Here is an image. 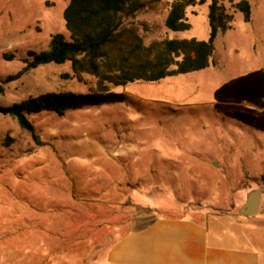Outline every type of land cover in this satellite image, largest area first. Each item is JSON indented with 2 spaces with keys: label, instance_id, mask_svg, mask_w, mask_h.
Instances as JSON below:
<instances>
[{
  "label": "rangeland",
  "instance_id": "1",
  "mask_svg": "<svg viewBox=\"0 0 264 264\" xmlns=\"http://www.w3.org/2000/svg\"><path fill=\"white\" fill-rule=\"evenodd\" d=\"M68 1L0 0V106L94 86L92 76L72 75L69 62L4 81L28 50L47 48L57 32L68 38ZM169 1L127 21L147 23L145 42L207 38L210 0L189 7L190 28L178 32L164 24ZM218 1L231 27L216 36L214 65L110 86L124 102L28 114L39 141L0 114V264H104L118 236L154 217H239L255 188L261 201L250 218L264 219V0H249L248 22L239 0Z\"/></svg>",
  "mask_w": 264,
  "mask_h": 264
},
{
  "label": "trees",
  "instance_id": "2",
  "mask_svg": "<svg viewBox=\"0 0 264 264\" xmlns=\"http://www.w3.org/2000/svg\"><path fill=\"white\" fill-rule=\"evenodd\" d=\"M159 1L69 0L63 10L68 38L57 32L51 35L47 48L28 50L23 67L4 81L15 80L41 65L69 62L72 75H90L95 79L94 86L87 92L59 90L30 95L11 105L0 106V114L14 117L39 141L28 114L49 111L63 115L68 110L124 102L126 95L111 90L110 86L134 81L155 82L214 65L216 36L219 31L231 27V15L224 6L218 0H210L207 11L209 32L205 39L164 37L145 42L140 29H147V23L135 24L127 20ZM205 1L170 0L165 26L175 32L188 30L187 9ZM234 6L248 22L251 15L249 0H239ZM3 57L9 59L11 55L4 53Z\"/></svg>",
  "mask_w": 264,
  "mask_h": 264
},
{
  "label": "crops",
  "instance_id": "3",
  "mask_svg": "<svg viewBox=\"0 0 264 264\" xmlns=\"http://www.w3.org/2000/svg\"><path fill=\"white\" fill-rule=\"evenodd\" d=\"M104 264H264V219L157 216L118 236Z\"/></svg>",
  "mask_w": 264,
  "mask_h": 264
},
{
  "label": "water",
  "instance_id": "4",
  "mask_svg": "<svg viewBox=\"0 0 264 264\" xmlns=\"http://www.w3.org/2000/svg\"><path fill=\"white\" fill-rule=\"evenodd\" d=\"M262 190L255 188L249 191L246 195L245 201L238 209V214L241 216H252L259 210Z\"/></svg>",
  "mask_w": 264,
  "mask_h": 264
}]
</instances>
